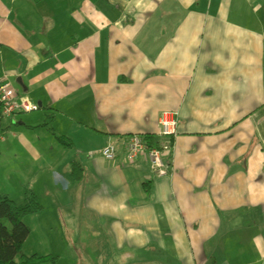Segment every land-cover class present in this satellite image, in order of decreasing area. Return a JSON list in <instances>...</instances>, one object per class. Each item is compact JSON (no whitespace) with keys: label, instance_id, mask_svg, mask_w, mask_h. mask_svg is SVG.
I'll list each match as a JSON object with an SVG mask.
<instances>
[{"label":"crops","instance_id":"0c3cea01","mask_svg":"<svg viewBox=\"0 0 264 264\" xmlns=\"http://www.w3.org/2000/svg\"><path fill=\"white\" fill-rule=\"evenodd\" d=\"M0 78L38 106L0 112L23 256L264 264V0H0ZM171 118L166 174L125 160Z\"/></svg>","mask_w":264,"mask_h":264},{"label":"built area","instance_id":"2783aa9c","mask_svg":"<svg viewBox=\"0 0 264 264\" xmlns=\"http://www.w3.org/2000/svg\"><path fill=\"white\" fill-rule=\"evenodd\" d=\"M37 104L31 103L26 96L17 93L8 82L0 78V112L2 114H13L28 112L37 109ZM159 134L162 139L157 144L148 145L142 136L138 134L129 135L125 142V160L133 162L139 154H144L149 161L150 168L158 175L167 173L168 164L163 156L170 153L172 138L176 135V119L161 120ZM106 159H114L117 150L112 142H107L100 150Z\"/></svg>","mask_w":264,"mask_h":264},{"label":"trees","instance_id":"16d2710c","mask_svg":"<svg viewBox=\"0 0 264 264\" xmlns=\"http://www.w3.org/2000/svg\"><path fill=\"white\" fill-rule=\"evenodd\" d=\"M148 145L157 144L150 134L142 135ZM41 204L32 192L26 193L22 204L16 203L8 195H0V264H36L42 256L32 254L28 257L21 254L29 227L23 217L36 212Z\"/></svg>","mask_w":264,"mask_h":264}]
</instances>
